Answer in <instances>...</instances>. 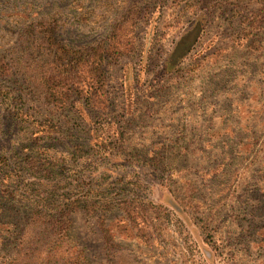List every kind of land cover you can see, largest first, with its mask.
<instances>
[{"label":"rangeland","instance_id":"rangeland-1","mask_svg":"<svg viewBox=\"0 0 264 264\" xmlns=\"http://www.w3.org/2000/svg\"><path fill=\"white\" fill-rule=\"evenodd\" d=\"M200 3L187 0L181 19L179 2L174 4L176 18L172 15L173 0H0V57L18 43L14 21L19 12L27 16V24L55 16L63 25L68 18L72 24H65L58 36L85 47L106 41L120 21L119 34L112 36H122L132 47L104 63L108 105L102 111L76 109L75 139L57 135L33 140L44 133L31 134L24 122L14 123L12 107L0 102V157L5 165L0 169V225L26 223L25 212L19 210L26 192L103 190L117 199L162 205L163 215L168 210L170 218L159 227L154 210L146 208L150 226L137 232L115 206L107 214L108 220L121 219L110 221L119 241L111 262L101 241L100 211L76 214L72 235L91 264H264V18L263 27L253 33L248 26L250 9L261 4L212 1L192 51L160 77L175 42L194 26L193 9ZM234 5L242 15L230 11ZM129 8L136 13V27L124 17L131 18ZM77 17L88 19L77 23ZM3 81L14 97H24L28 113L51 111L32 95L42 94L33 70ZM65 116L73 114L64 111L58 119ZM98 123L108 133L96 136L93 127ZM101 138L116 141L118 148L93 146ZM44 146L52 147L46 160L51 166L66 157L57 174L46 178L21 170ZM75 146L80 153L74 160ZM10 194L17 199L7 200ZM0 235L11 253L13 238Z\"/></svg>","mask_w":264,"mask_h":264},{"label":"trees","instance_id":"trees-1","mask_svg":"<svg viewBox=\"0 0 264 264\" xmlns=\"http://www.w3.org/2000/svg\"><path fill=\"white\" fill-rule=\"evenodd\" d=\"M162 3L163 0H158ZM214 0H201L197 9H193L196 17L193 27L183 33L178 41L175 42L169 55L163 62L160 70V77L166 73L167 66H178L181 61L192 51L198 36L204 30L205 17L211 10L210 3ZM260 2L259 8L250 9L248 16V26L250 32L263 27L262 19L264 18V0H256ZM179 2L181 7L179 17L182 19V13L188 8L185 2L187 0H173L172 11L176 9L174 4ZM132 8V6H131ZM137 14L140 8H135ZM128 14L124 16L129 19L136 27V13L128 9ZM233 14L242 15L241 9L234 5L230 10ZM176 10L172 12L176 18ZM123 16V14H122ZM17 20L14 21V29L18 34V43L12 47L5 48V55L0 57V102L6 108L12 107L9 115L14 123L24 122L27 128L31 129L30 133L42 132L43 135H36L33 140L40 138L57 139V135L66 139L77 138L76 132L73 130V120L75 118L76 109L78 111L85 110L90 107L96 111H102L109 102L107 95V78L103 69L107 59L120 57L124 52L131 50L129 45L125 43L121 36L113 37L121 29L120 21H116L112 26L111 36L106 37V41L98 42L95 46H80L72 44L58 36L61 29H65L68 18L63 21V25L59 23L55 16L46 19H38L36 22L25 23L27 16L22 12L17 13ZM88 19V17H86ZM85 18V19H86ZM77 17L76 22H82ZM180 19V21H181ZM135 29V28H134ZM119 34V33H118ZM143 59V56L141 57ZM31 69L35 72L38 79L42 94H34L35 98L43 99L44 104L51 108L45 115H39L35 112L28 113L24 109L25 99L22 95L14 97L11 89L4 84V79L10 75L26 74V70ZM30 78V77H29ZM34 88V86H33ZM68 111L73 114L72 117L65 116L63 121L58 119V115ZM41 117V118H40ZM104 123H98L93 127L96 136H103L108 133L104 130ZM84 134L90 138L89 129L82 130ZM28 132V131H27ZM26 132V133H27ZM106 138H101L99 143L93 144L102 150L107 151V147L112 151L116 150L119 143L116 141L106 142ZM97 144V145H96ZM52 147H41L38 156L26 159L22 164L21 170L31 174H41L43 177L51 178L57 174L59 167L66 163V157H58L55 163L47 162V155ZM82 150V149H81ZM80 153L79 147L75 146L72 158L75 160ZM52 155H49L51 157ZM40 157V159H39ZM40 160V161H39ZM5 166L3 159L0 157V169ZM53 174V175H52ZM39 176V175H38ZM23 195L21 204L22 210L25 212L26 223L18 226L16 222L11 221L0 225V233L6 234L9 238H13L15 244L14 249L8 254L4 248L3 236L0 235V264H91L89 262L85 249L78 245L77 240L72 235V221L76 214L92 215L98 213V227L101 234L103 248L110 261L114 257L119 248L116 232L113 231L110 221H120V217H113L108 220L107 214L116 206L120 211L126 214L124 217L128 226L133 230L145 232L144 227L150 226V215L146 208H152L157 217L158 226L163 225L162 220L170 218L167 210L163 215L162 205L153 204L146 199H122L112 196L110 193L103 194L101 192L88 189L76 191L75 193H61L51 189L46 193L34 191L26 192ZM30 195V197H29ZM17 199L15 195H8L7 200L13 202ZM115 201V202H114ZM17 203H21L20 200ZM35 203V204H34ZM100 209V210H98ZM17 213V209H14ZM3 209H0V212ZM264 215H262L263 218ZM108 260V261H109Z\"/></svg>","mask_w":264,"mask_h":264}]
</instances>
